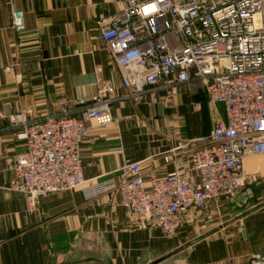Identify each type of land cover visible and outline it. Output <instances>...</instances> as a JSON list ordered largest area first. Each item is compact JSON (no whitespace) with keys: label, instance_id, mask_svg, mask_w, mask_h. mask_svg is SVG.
<instances>
[{"label":"crops","instance_id":"0c3cea01","mask_svg":"<svg viewBox=\"0 0 264 264\" xmlns=\"http://www.w3.org/2000/svg\"><path fill=\"white\" fill-rule=\"evenodd\" d=\"M126 1L0 0V264H249L264 253V184L188 210L171 235L136 221L117 192L87 198L79 188L55 191L29 210L11 189L24 141L10 116H79L104 81L114 87L112 122L92 126L80 147L86 178L117 180L124 161L140 159L146 182L172 171L187 162L178 146L224 117L200 81L169 93L161 87L155 101L148 93L140 102L125 96L96 20ZM15 8L24 14L21 31L12 27ZM244 168L264 170V157L246 158Z\"/></svg>","mask_w":264,"mask_h":264},{"label":"built area","instance_id":"2783aa9c","mask_svg":"<svg viewBox=\"0 0 264 264\" xmlns=\"http://www.w3.org/2000/svg\"><path fill=\"white\" fill-rule=\"evenodd\" d=\"M11 16L12 27L21 31L22 9ZM96 23L125 96L140 102L148 93L155 101L161 87L169 93L200 81L211 105L224 104V117L215 119L208 133L178 146L187 149V162L172 171L146 182L140 159L124 161L117 180L86 178L80 147L92 126L112 122L114 87L104 81L79 116L29 120L23 110L10 116L24 141L11 189L29 210L55 191L79 188L87 198L117 192L136 221L171 235L188 210H203L252 184L257 171L245 170L244 161L264 157V0H127ZM60 109L65 113L64 104ZM249 264H264V253L252 254Z\"/></svg>","mask_w":264,"mask_h":264},{"label":"rangeland","instance_id":"374dc122","mask_svg":"<svg viewBox=\"0 0 264 264\" xmlns=\"http://www.w3.org/2000/svg\"><path fill=\"white\" fill-rule=\"evenodd\" d=\"M217 107L224 115V104L222 102H218ZM252 182H253L252 184L250 183L245 184L243 187H241V189L244 188L245 186H252V188L254 189H257L259 185L261 187V185L264 184V170L257 171L256 177Z\"/></svg>","mask_w":264,"mask_h":264},{"label":"clouds","instance_id":"9594fccd","mask_svg":"<svg viewBox=\"0 0 264 264\" xmlns=\"http://www.w3.org/2000/svg\"><path fill=\"white\" fill-rule=\"evenodd\" d=\"M151 10H152V11H155V7L153 6Z\"/></svg>","mask_w":264,"mask_h":264}]
</instances>
